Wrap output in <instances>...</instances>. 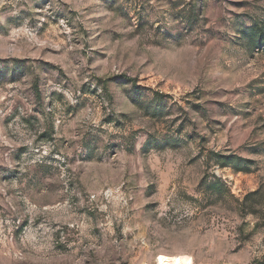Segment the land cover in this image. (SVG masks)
I'll list each match as a JSON object with an SVG mask.
<instances>
[{
    "label": "rangeland",
    "instance_id": "374dc122",
    "mask_svg": "<svg viewBox=\"0 0 264 264\" xmlns=\"http://www.w3.org/2000/svg\"><path fill=\"white\" fill-rule=\"evenodd\" d=\"M261 23L264 0H0V264H264Z\"/></svg>",
    "mask_w": 264,
    "mask_h": 264
},
{
    "label": "trees",
    "instance_id": "16d2710c",
    "mask_svg": "<svg viewBox=\"0 0 264 264\" xmlns=\"http://www.w3.org/2000/svg\"><path fill=\"white\" fill-rule=\"evenodd\" d=\"M246 35H247L246 39L252 50H258V51L264 50V23L256 24L246 33ZM135 87L138 88L136 85ZM227 164H228L227 162H224L222 166L224 167ZM259 194L260 192L256 191L252 195L257 196ZM255 264H262V263L257 262Z\"/></svg>",
    "mask_w": 264,
    "mask_h": 264
},
{
    "label": "bare ground",
    "instance_id": "6f19581e",
    "mask_svg": "<svg viewBox=\"0 0 264 264\" xmlns=\"http://www.w3.org/2000/svg\"><path fill=\"white\" fill-rule=\"evenodd\" d=\"M154 264H194V260L187 255L160 254Z\"/></svg>",
    "mask_w": 264,
    "mask_h": 264
}]
</instances>
